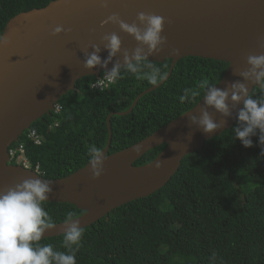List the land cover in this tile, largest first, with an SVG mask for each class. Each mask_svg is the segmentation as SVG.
<instances>
[{
	"label": "trees",
	"instance_id": "16d2710c",
	"mask_svg": "<svg viewBox=\"0 0 264 264\" xmlns=\"http://www.w3.org/2000/svg\"><path fill=\"white\" fill-rule=\"evenodd\" d=\"M54 1L0 0V34L19 14L45 8ZM149 63L152 68L136 73L121 69V78L105 91L91 89L98 80L95 77L78 81L76 89L59 102L62 114L52 113L32 126L42 144L29 140L27 131L13 147L24 144L31 169L39 168L45 179L60 180L75 174L89 164L90 145L102 151L107 147L109 116L128 112L140 95L168 75L172 65L171 60ZM153 68L159 69L155 84L145 76ZM228 68V63L215 60H181L172 77L144 96L132 113L112 117L109 155L135 146L192 110L204 99L200 84L207 80L218 85ZM185 88L201 94L182 103L179 97ZM251 96L264 100V85L256 87ZM56 123L58 127H54ZM240 126L238 121L186 157L162 190L85 228L76 252L77 264H264V155L257 137H253L251 148L235 138L234 129ZM166 147L150 151L136 166L154 161ZM44 207L55 224L64 223L69 212L74 219L85 214L70 204L45 202ZM39 243L67 251L63 236Z\"/></svg>",
	"mask_w": 264,
	"mask_h": 264
},
{
	"label": "water",
	"instance_id": "95a60500",
	"mask_svg": "<svg viewBox=\"0 0 264 264\" xmlns=\"http://www.w3.org/2000/svg\"><path fill=\"white\" fill-rule=\"evenodd\" d=\"M57 0L41 9L21 13L6 27L5 37L10 46L0 49V191L27 178H37L51 184L52 193L46 202L70 204L85 212L75 220L88 228L114 210L131 202L150 197L166 187L180 171L186 157L205 147V143L233 128L239 121L243 101L231 100L232 85L243 83L251 96L261 85L248 72L249 55L264 54V0ZM140 12L164 17L167 45L149 62L172 61L168 75L147 90L125 113H112L108 118L109 142L103 151L104 173L92 179L89 164L75 174L60 180H48L37 171L11 164L10 148L32 126L50 116L61 99L76 89L78 81L111 71L128 63H136L133 54L145 47L116 23H105L107 16L117 13L128 24L137 22ZM138 23V22H137ZM62 25L66 34L52 36L53 29ZM70 31H67L69 30ZM115 33L121 40V50L109 60L104 37ZM99 47L102 65L86 69L88 54ZM179 50V55H173ZM147 48L145 47V53ZM127 57V59H126ZM202 58L229 64L221 82L215 87L229 91L227 103L230 115L225 117L204 99L151 137L119 153L109 155L113 141V116L133 112L139 101L160 87L173 75L177 64L185 58ZM107 61L105 64L104 62ZM222 127L212 133L191 121L201 116V110ZM163 145L166 149L143 166L136 163L147 153ZM159 164V168H157ZM66 226L56 224L46 230L42 240L63 236Z\"/></svg>",
	"mask_w": 264,
	"mask_h": 264
},
{
	"label": "clouds",
	"instance_id": "9594fccd",
	"mask_svg": "<svg viewBox=\"0 0 264 264\" xmlns=\"http://www.w3.org/2000/svg\"><path fill=\"white\" fill-rule=\"evenodd\" d=\"M100 5L107 8V0H102ZM104 22L118 24L122 31L133 36L136 41L147 48V54H144L145 47L135 49L132 58L136 63L127 64L129 72L136 73L144 67L152 68L148 57L153 54L159 55L167 45V37L163 35L165 19L162 16L140 12L137 14L138 23L128 24L121 19L119 14L113 13L107 16ZM62 34H66L62 25L56 26L51 33L52 36ZM104 40L110 60L121 50V40L115 33L106 35ZM9 46L10 42L5 34H0V49ZM99 52V47H95V50L86 56L84 61L86 69H93L98 65L103 66ZM173 55H179V50H173ZM247 62L251 66L250 70L241 73V75L245 79L252 75L256 82L264 85V54L249 55ZM104 63L106 64L107 61ZM158 74L159 69L153 68L151 72L145 73V76L150 83L155 84ZM121 75L119 65H115L111 71L106 73L105 78L108 82H114L120 79ZM199 87L203 89L206 105L213 107L225 117L230 115L227 103L229 91L221 90L207 80L203 81ZM231 87V100L233 102L243 101V108L238 113L241 126L234 129L235 138L245 148H251L254 146L253 137H257L261 155H264V147H261L264 145V100H257L249 96L248 88L243 83L237 82ZM200 94L199 91H190L185 88L179 100L183 103L189 96L195 98ZM190 119L192 123L198 124L205 133H212L222 127V123L215 122L209 112L203 109L199 119L195 116ZM106 159L100 148L94 144L89 146L88 161L92 179H99L103 175ZM157 168H159V164H157ZM51 193V184L37 178L24 179L22 182L0 191V264H77L76 252L83 238L84 229L80 226L79 221L74 219L72 212H69L64 219L66 230L63 233V247L67 251H58L51 244L39 243L46 230L56 227L44 207Z\"/></svg>",
	"mask_w": 264,
	"mask_h": 264
},
{
	"label": "built area",
	"instance_id": "2783aa9c",
	"mask_svg": "<svg viewBox=\"0 0 264 264\" xmlns=\"http://www.w3.org/2000/svg\"><path fill=\"white\" fill-rule=\"evenodd\" d=\"M116 81L114 82H108L107 79L104 77H100L97 82H95L94 84H92L91 89L94 91H105L111 88V86H113L115 84ZM63 108L60 105H56L55 109H54V114L55 115H60L62 114ZM59 124L56 123L54 125V127H58ZM53 127V128H54ZM27 138L29 140H32L33 142H35L36 145H41L43 139L38 135V133L36 131H29L28 132V136ZM15 146V145H13ZM11 147L9 152H10V159H11V164L13 165H19V166H23L27 169H31L30 165H29V161L28 158L25 156V145L19 143L18 146L16 147ZM15 162V163H14ZM33 170V169H32ZM39 174V168L36 170Z\"/></svg>",
	"mask_w": 264,
	"mask_h": 264
}]
</instances>
